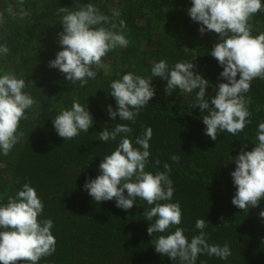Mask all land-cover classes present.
I'll use <instances>...</instances> for the list:
<instances>
[{"label": "trees", "instance_id": "1", "mask_svg": "<svg viewBox=\"0 0 264 264\" xmlns=\"http://www.w3.org/2000/svg\"><path fill=\"white\" fill-rule=\"evenodd\" d=\"M89 0H25L30 16L20 21L6 12L17 0H0V44L9 49L0 55V73H14L26 80V91L34 98L26 110L18 131L20 142L8 155H0V203L26 182L37 189L44 203L41 219H52L56 251L43 257L39 264H174L167 256L155 252L153 237L147 232L150 221L144 217L145 201L127 212L116 207L115 200L95 202L83 189L85 179L98 175L103 156L110 154L117 141L98 140L105 127H115L107 105L115 100L107 92L113 80L128 72L145 78L151 67L161 59L170 66L191 61L211 85H217L222 69L208 54L217 42L218 34L202 35L199 25L187 15L190 0H91L112 23L106 27L119 30L129 40L127 47L117 46L93 66L96 78L81 87L65 79V74L49 67V61L60 50L57 34L61 32L60 7L78 9ZM118 11V17L113 13ZM253 35L264 32V11L249 19ZM239 78V77H237ZM156 95L142 109L132 136L142 135L146 127L153 129L149 163L146 171H164L171 167L174 182L173 202L179 201L183 211L182 224L189 239L198 235L195 222L205 218L208 241L221 246L228 243L232 255L227 260L203 254L197 264H264V198L259 206L248 210L232 204L236 188L231 171L235 157L244 143L251 150L256 128L264 122V79L252 82L245 94L251 113V123L238 136L224 132L217 141L204 134L205 125L198 107L192 108L194 93L165 91L166 81L153 78ZM208 93L214 95L212 87ZM78 101L93 114L95 125L89 132L71 140H63L54 130L52 118L62 109ZM119 139V138H118ZM180 157L179 162L171 160ZM159 161V163H157ZM175 226L169 231H174ZM20 264V262H18Z\"/></svg>", "mask_w": 264, "mask_h": 264}, {"label": "clouds", "instance_id": "2", "mask_svg": "<svg viewBox=\"0 0 264 264\" xmlns=\"http://www.w3.org/2000/svg\"><path fill=\"white\" fill-rule=\"evenodd\" d=\"M187 15L199 25V32L218 34L217 42L209 50L222 71L217 85L197 70L191 61L177 62L170 66L161 59L151 67V76L143 77L128 72L110 84L108 95L115 100L107 105L111 121L117 116L115 127H105L99 139L106 143L117 141L116 148L102 157L98 175L85 179L83 189L95 202L115 200L117 208L128 211L137 200L145 201L144 217L150 221L147 232L161 235L155 240V252L167 256L174 264H197L198 257L207 254L221 260L231 255L228 243L212 244L208 241L206 229L209 222L199 218L195 222L198 235L190 239L185 235L182 224L183 211L179 201L173 202L174 182L170 177L171 167L163 165L164 171H146L149 163L150 141L153 129L146 127L142 135L133 138V128L142 109L156 95L153 78L165 80V91L171 95L174 90L193 94L192 108L198 107L203 114L204 134L217 141L221 133L238 136L251 123L245 94L252 82L264 79V32L253 35L249 19L264 11V0H190ZM25 0H17L15 7L6 12L13 19L26 20L30 12L24 7ZM62 31L57 34L60 50L49 61V67L65 74L73 84L85 86L96 78L93 66H99L102 58L117 46L127 47L129 40L123 33L125 22L119 21V30L106 27L112 23L99 8L89 0L78 9L60 7ZM118 11L113 16L118 17ZM9 49L0 44V55H7ZM239 77V78H237ZM212 87L214 95L208 93ZM26 80L14 73H0V155H8L23 137L18 131L20 121L27 119L26 110L35 103L26 90ZM54 130L63 140H71L87 133L95 125L93 114L78 101L62 109L52 118ZM119 138V139H118ZM254 147L248 149L244 143L237 155L231 157L235 169L231 171L232 184L236 188L232 204L248 210L257 207L264 198V122L258 124ZM173 162H179L178 155H172ZM159 163V161H157ZM44 203L37 189L26 182L0 203V264H39L43 257L56 251V237L53 234L52 219H41ZM264 218V210L259 213ZM175 226L174 231H169Z\"/></svg>", "mask_w": 264, "mask_h": 264}]
</instances>
